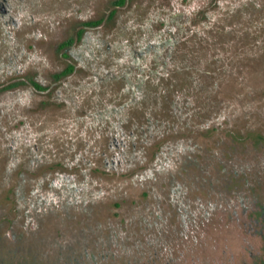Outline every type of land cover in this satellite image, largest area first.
<instances>
[{
  "label": "rangeland",
  "instance_id": "374dc122",
  "mask_svg": "<svg viewBox=\"0 0 264 264\" xmlns=\"http://www.w3.org/2000/svg\"><path fill=\"white\" fill-rule=\"evenodd\" d=\"M0 264H264V0H0Z\"/></svg>",
  "mask_w": 264,
  "mask_h": 264
},
{
  "label": "trees",
  "instance_id": "16d2710c",
  "mask_svg": "<svg viewBox=\"0 0 264 264\" xmlns=\"http://www.w3.org/2000/svg\"><path fill=\"white\" fill-rule=\"evenodd\" d=\"M220 35H222V42L215 45V48L217 49L215 52L217 53V58H215V63L213 62V66L211 67V69H213L215 72V74L217 75V78H214V81H213V87L214 88V83L215 84H218L220 83V80H219V75H222V74H227V72L229 71V64H227V44L229 40L226 41V32H224V30H222L220 32ZM218 47H220V50H218ZM210 62V60H209ZM207 64H209L207 62ZM222 64V67L219 68V65ZM72 69V67H71ZM216 90H218V87L216 88ZM218 97V96H217ZM219 100L217 99H212V98H209V103L208 105L211 107V109L213 110V113L210 114L211 117L207 118L208 119V122H227L228 118L226 116V114L224 113L225 111V108L224 106H222V108H220L219 104H218ZM226 112V111H225Z\"/></svg>",
  "mask_w": 264,
  "mask_h": 264
},
{
  "label": "flooded vegetation",
  "instance_id": "af4514ba",
  "mask_svg": "<svg viewBox=\"0 0 264 264\" xmlns=\"http://www.w3.org/2000/svg\"><path fill=\"white\" fill-rule=\"evenodd\" d=\"M1 11H2V12H4V11H5V8H4L3 6L1 7Z\"/></svg>",
  "mask_w": 264,
  "mask_h": 264
}]
</instances>
